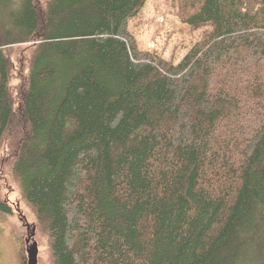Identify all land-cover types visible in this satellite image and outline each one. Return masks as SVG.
<instances>
[{
	"label": "trees",
	"instance_id": "1",
	"mask_svg": "<svg viewBox=\"0 0 264 264\" xmlns=\"http://www.w3.org/2000/svg\"><path fill=\"white\" fill-rule=\"evenodd\" d=\"M145 1L0 0V170L49 264H264V0H180L209 29L177 64Z\"/></svg>",
	"mask_w": 264,
	"mask_h": 264
},
{
	"label": "rangeland",
	"instance_id": "2",
	"mask_svg": "<svg viewBox=\"0 0 264 264\" xmlns=\"http://www.w3.org/2000/svg\"><path fill=\"white\" fill-rule=\"evenodd\" d=\"M185 14L180 0H146L137 15L128 20L127 28L140 51L177 64L209 29V26H189L183 21ZM17 49L15 45L6 49L11 60L10 86L13 94L16 93V86L20 85L19 64L22 66V54ZM0 201L12 211L18 206L26 219L37 225L39 264H49L47 235L39 227L33 210L22 197L19 184L5 169L0 170ZM21 233L22 227L14 212L8 216L0 213V264H18V244L15 240Z\"/></svg>",
	"mask_w": 264,
	"mask_h": 264
},
{
	"label": "flooded vegetation",
	"instance_id": "3",
	"mask_svg": "<svg viewBox=\"0 0 264 264\" xmlns=\"http://www.w3.org/2000/svg\"><path fill=\"white\" fill-rule=\"evenodd\" d=\"M12 211V210H11ZM16 214L22 227V233L15 240L18 244L16 260L18 264H39V245L37 240V225L29 222L18 206L12 213ZM36 249V255L33 256Z\"/></svg>",
	"mask_w": 264,
	"mask_h": 264
},
{
	"label": "water",
	"instance_id": "4",
	"mask_svg": "<svg viewBox=\"0 0 264 264\" xmlns=\"http://www.w3.org/2000/svg\"><path fill=\"white\" fill-rule=\"evenodd\" d=\"M36 255V249H35V251H34V254H33V256H35Z\"/></svg>",
	"mask_w": 264,
	"mask_h": 264
}]
</instances>
